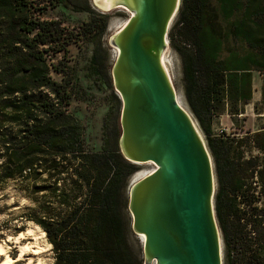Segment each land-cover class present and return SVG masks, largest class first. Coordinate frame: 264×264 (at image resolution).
I'll return each instance as SVG.
<instances>
[{
	"label": "trees",
	"instance_id": "1",
	"mask_svg": "<svg viewBox=\"0 0 264 264\" xmlns=\"http://www.w3.org/2000/svg\"><path fill=\"white\" fill-rule=\"evenodd\" d=\"M59 1L92 13L87 1ZM85 25L100 34L106 21L100 16ZM174 28L170 43L181 59L184 98L213 158L214 208L226 249L230 240L246 246L252 235L264 251V209L256 205L264 194V127L240 138L211 133L212 118L224 107L231 115L242 112L253 71L263 77L264 101V0H181ZM230 39L245 52L226 47ZM69 42L33 0H0V189L12 183L33 203L19 218L44 232L52 264H142L121 215L135 167L116 143L100 151L85 147L83 126L66 108L68 83L51 77L48 52ZM98 52L92 60L101 68ZM245 148L257 153L245 157Z\"/></svg>",
	"mask_w": 264,
	"mask_h": 264
},
{
	"label": "water",
	"instance_id": "2",
	"mask_svg": "<svg viewBox=\"0 0 264 264\" xmlns=\"http://www.w3.org/2000/svg\"><path fill=\"white\" fill-rule=\"evenodd\" d=\"M90 1L101 12L129 13L108 45L115 51L110 75L120 101L118 150L133 165L155 166L128 186L142 264H222L213 158L163 62L181 0Z\"/></svg>",
	"mask_w": 264,
	"mask_h": 264
},
{
	"label": "rangeland",
	"instance_id": "3",
	"mask_svg": "<svg viewBox=\"0 0 264 264\" xmlns=\"http://www.w3.org/2000/svg\"><path fill=\"white\" fill-rule=\"evenodd\" d=\"M40 9V17L44 20H56L63 29L69 43L60 52H48L47 60L50 64L51 77L58 81L68 83L69 99L67 111L76 117L83 126L85 147L92 151H100L109 142L116 143L118 147L119 111L120 101L116 102V96L111 82L110 68L114 59V51L108 45V38L127 20L129 13L121 8L108 12H101L93 8L90 0H70L77 5L87 1L92 13L82 11L69 2L59 0H33ZM105 18V30L98 34L99 28L88 33L85 24L92 19ZM178 17L174 16L168 30L169 51L166 59L170 70L172 82L178 93L181 104L188 110V105L183 94L182 65L179 55L174 51L170 43V32ZM232 47L239 53H244L246 47L240 42L229 40L226 47ZM97 47L98 55L103 66L96 68L93 62L94 49ZM226 49V48H225ZM222 55H226V50ZM262 75L252 72L251 98L242 105V112L231 115L228 107L212 118L211 133L217 135L221 129H226L228 135L240 138L247 133H252L264 127V101L261 99ZM117 97V96H116ZM191 112V111H190ZM199 126V124H198ZM200 128V126H199ZM113 132L110 135L109 130ZM200 132L207 143L202 129ZM245 157L255 155L254 149L245 148ZM137 171H151L155 166L152 163H140L134 165ZM132 176V175H131ZM131 178V177H130ZM128 180V186L130 184ZM128 186L123 194L121 215L127 232V241L139 258H142L141 243L139 238L131 230V217L127 209ZM218 189L217 179L215 193ZM33 203L26 200L21 191L12 183L0 189V242L4 243L9 255L14 258L12 264H52L53 253L47 243L44 232L30 222L24 223L19 217L25 207H32ZM259 208L264 209V194L259 196L256 202ZM222 240V264L232 259L233 264H252L256 259L264 260V251L261 243L255 236L244 243L236 245L230 240L226 249V243L220 230ZM18 238V240H17ZM40 246L38 253H33L34 248L25 251L23 259H18L20 248L26 244ZM229 252V260H227ZM29 258L32 262L29 263ZM2 260L3 257H2Z\"/></svg>",
	"mask_w": 264,
	"mask_h": 264
},
{
	"label": "bare ground",
	"instance_id": "4",
	"mask_svg": "<svg viewBox=\"0 0 264 264\" xmlns=\"http://www.w3.org/2000/svg\"><path fill=\"white\" fill-rule=\"evenodd\" d=\"M168 51L166 53H168ZM114 53H115V51H114ZM166 53L164 54L163 62H164V65L166 66L167 70L170 73V70H169V67H168V63H167V59H166V56H165ZM151 171L146 172V171L140 170V171L135 172L131 176V178H130V184H132L135 181L141 179L142 177H144L146 174H148ZM17 240H18V238H17ZM29 248H34V250H35V251H33L34 254L35 253H38L41 250L40 249L41 248L40 246L35 247L34 245H30V243L29 244H26V245H24L23 247L20 248V254H19L18 259H23L24 256H25V251H27V249H29ZM2 257H3L4 260H2ZM13 262H14V258H12L9 255L8 250H7L6 246H5V244L2 243V242H0V264H12ZM31 262H32V258H29V263H31Z\"/></svg>",
	"mask_w": 264,
	"mask_h": 264
},
{
	"label": "built area",
	"instance_id": "5",
	"mask_svg": "<svg viewBox=\"0 0 264 264\" xmlns=\"http://www.w3.org/2000/svg\"><path fill=\"white\" fill-rule=\"evenodd\" d=\"M187 46H189V45H187ZM223 133H225L226 135H228L227 132H226V129H221L219 131L218 135L223 134ZM257 184H258L257 183V178H256V176H254V178H253V186H255L257 188V190H258L259 186Z\"/></svg>",
	"mask_w": 264,
	"mask_h": 264
}]
</instances>
